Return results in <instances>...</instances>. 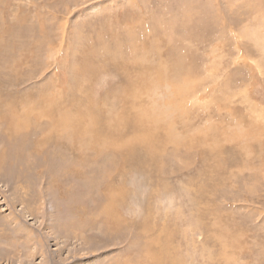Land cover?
Here are the masks:
<instances>
[{"label":"rangeland","instance_id":"obj_1","mask_svg":"<svg viewBox=\"0 0 264 264\" xmlns=\"http://www.w3.org/2000/svg\"><path fill=\"white\" fill-rule=\"evenodd\" d=\"M0 264H264V0H0Z\"/></svg>","mask_w":264,"mask_h":264}]
</instances>
